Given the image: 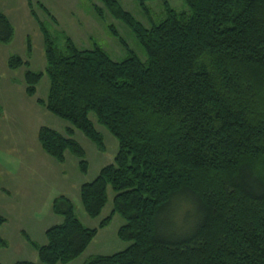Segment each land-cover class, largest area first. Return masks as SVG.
Returning <instances> with one entry per match:
<instances>
[{
  "label": "trees",
  "instance_id": "obj_1",
  "mask_svg": "<svg viewBox=\"0 0 264 264\" xmlns=\"http://www.w3.org/2000/svg\"><path fill=\"white\" fill-rule=\"evenodd\" d=\"M27 1L44 35L50 80L48 99L37 104L73 126L70 137L42 128L43 151L60 163L70 151L86 174V152L72 136L78 130L105 150L91 116L119 143L115 163L81 188L87 215L97 218L111 187V216L89 229L68 197L56 199L53 213L65 222L47 230L48 243L39 246L25 235L40 262L75 261L119 214L126 224L118 237L130 248L87 264H264V0H183L186 12L165 0L164 19L151 28L117 0H101L102 7L94 6L99 19L108 13L127 25L145 62L114 26L111 34L128 53L122 62L99 46L80 50L71 39L58 52L33 1ZM136 1L152 21L149 4L157 0ZM14 34L0 14V43H10ZM8 65L30 67L20 57ZM43 77L26 72L27 96H36ZM177 201L195 209L187 235L173 236L167 221ZM7 222L0 214V232ZM0 246L7 247L1 235Z\"/></svg>",
  "mask_w": 264,
  "mask_h": 264
},
{
  "label": "rangeland",
  "instance_id": "obj_2",
  "mask_svg": "<svg viewBox=\"0 0 264 264\" xmlns=\"http://www.w3.org/2000/svg\"><path fill=\"white\" fill-rule=\"evenodd\" d=\"M32 1L36 15L49 32L58 52H65L66 40L71 39L80 50H93L95 46H99L114 61L122 62L128 53L111 34L109 26H114L134 54L142 61H147L144 50L127 25L108 13L104 21L99 19L94 6L102 7L101 0ZM117 1L147 28H151L152 23L158 24L164 19L165 0L149 4L152 21L143 14L136 0ZM166 1L179 12L189 11L183 0ZM42 6L50 11V16ZM0 14L8 17L15 29L10 43H0V107L3 110V116L0 117V214L8 219V223L0 232L7 243V247L0 246V263L42 264L38 252L29 244L23 231L28 230L32 241L39 246L46 245L48 242L43 229L46 227L48 230L65 222L62 216L53 213V203L61 196H66L73 202L76 216L86 228L98 229L115 209V192L109 188V202L106 208L99 217L91 218L82 204L81 188L94 182L102 169L115 163L119 143L94 116H91L103 136L105 150H99L78 130L72 136L86 152V161L89 164L86 174L80 170V160L70 151L66 153L65 163L58 162L43 151L39 142V132L42 128H50L70 137L68 130L73 126L37 104L38 99H48L50 80L46 74L44 35L39 23L31 14L28 1L0 0ZM28 39L32 44L31 53L28 50ZM12 57H20L29 62L30 67L23 66L18 70H11L8 63ZM29 70L44 74L37 86L35 97L26 94L25 74ZM18 189L23 191L20 197L16 192ZM4 190L8 192L4 193ZM194 214L195 209L190 203L174 202L172 213L167 219L172 235L175 236L176 232L179 235L190 233L194 225ZM125 224V220L116 214L106 228L99 230L87 251L67 264H87L98 256H112L126 251L131 243L123 242L118 237L119 230Z\"/></svg>",
  "mask_w": 264,
  "mask_h": 264
},
{
  "label": "crops",
  "instance_id": "obj_3",
  "mask_svg": "<svg viewBox=\"0 0 264 264\" xmlns=\"http://www.w3.org/2000/svg\"><path fill=\"white\" fill-rule=\"evenodd\" d=\"M8 192V190H4V193H7ZM16 192H17V195L20 197V195L22 194V192L20 191V189H18V190H16ZM8 220V219H7ZM8 223V222H7ZM43 232H44V236L46 235V232H47V228L45 227L44 229H43ZM23 233L25 234V235H27L30 239H31V236L28 234L29 232H28V230H26V231H23ZM46 237V236H45ZM32 240V239H31Z\"/></svg>",
  "mask_w": 264,
  "mask_h": 264
}]
</instances>
